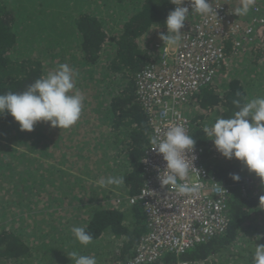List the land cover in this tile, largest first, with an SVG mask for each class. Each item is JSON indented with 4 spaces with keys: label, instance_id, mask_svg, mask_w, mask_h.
<instances>
[{
    "label": "trees",
    "instance_id": "obj_1",
    "mask_svg": "<svg viewBox=\"0 0 264 264\" xmlns=\"http://www.w3.org/2000/svg\"><path fill=\"white\" fill-rule=\"evenodd\" d=\"M92 1L95 0H86L84 4ZM116 1L130 4L129 9H133L131 16L120 27L112 23L111 17L104 18L101 12L91 8L72 19L78 10L73 0H63L62 3L59 0L53 4L52 7H61L49 9L56 13L42 24V35L51 38L50 45L53 48L49 49L50 54H42L43 47L35 53L30 49L24 51L27 44L23 43L24 33L20 27L26 21L22 18V13L12 5L13 0H0V94L23 92L36 79L47 76L58 65L66 63L79 73L73 91L79 90L85 97L79 120L66 130L52 128L50 122H38L34 131L22 132L13 117L7 113L0 115V175L9 183H14L15 188H18L19 181L23 183V187L29 188L26 191L28 213L36 208V204H41L42 208V201L43 205L46 201L50 204L58 201L61 216H65L66 211L71 209V202L80 204L84 199V204L96 205L85 231L93 236V240L108 237L119 253L113 254L114 264H127L147 232L146 218L138 206L124 213L115 208L110 201L115 200L117 192L110 188L117 185L101 186L98 182L101 179L107 181L109 177H123V185L127 186L131 195L138 194L143 186L142 158L151 144L152 129L138 96L137 78L144 69L156 62L157 54L149 48L152 45L149 40H154L155 34L156 39L160 38L161 33L167 34L166 19L176 7L171 0H129L130 3H124L128 0ZM261 1L264 0H254L251 6ZM241 5L237 2L235 7ZM79 9L84 8L81 6ZM100 9H105V6L100 5ZM68 24L74 25L70 45L63 42V39L68 38L63 32ZM39 34L40 32L36 36ZM235 45L232 38L224 41L225 61L215 65L219 77L191 101V107L195 108L197 105L199 109V116L192 117L194 128L197 129L195 139L199 145H209L212 142V138L203 131L205 126L211 127L218 118L234 116L238 109L233 100L239 99L241 103H245L264 97V26L260 27L251 40L243 41L240 49ZM16 49L22 50V53L16 54ZM58 49L63 56H58ZM238 92L240 96L236 95ZM185 113L190 114L186 110ZM108 117L110 124H107ZM100 118L104 119L101 125L109 131L110 140L104 136L97 143L91 141V136L99 129ZM2 129L7 130L6 136L2 135ZM12 131L14 136L11 137L9 134ZM104 142H109L108 146L114 157L99 164L106 157L104 152L107 146H103ZM65 145L68 150L62 153L66 150ZM89 145L93 149L89 150ZM32 152L45 155L43 165L53 161V167L45 169V172L37 167L17 171L18 166L8 160L32 165L39 163L40 167L41 162ZM67 154L68 159L65 157ZM48 158L51 160L47 161ZM91 159L97 162L96 166L93 167L88 162ZM210 167L232 190L229 228L225 234L197 246L182 257L167 254L156 264H178L180 260L204 264L210 256L219 253L224 254V258L233 264H243L246 260L254 259L256 246L261 244V240L257 238L252 226L246 229L244 225L252 217L264 221V205L260 206L259 202L264 189L253 198L243 193L242 188L247 187V178L244 176L242 163L235 158L211 162ZM13 171H16V179ZM43 173L45 179L42 177ZM232 173L239 174L241 180L233 181L230 175ZM6 181L2 183L4 186ZM35 194L39 199L33 201L31 198ZM116 204L119 206L117 201ZM26 216L28 214L25 219ZM76 220L73 219L74 222ZM55 222L58 223L59 220ZM0 228V264H33L37 261L32 245L22 232L23 229L29 230L26 225L18 233L3 225L1 219ZM248 233L254 234L248 240L250 245L254 244V249L247 250V255L241 261L233 258L235 255H231L230 251ZM62 234H65L64 231L60 235ZM60 251H63V245L56 252Z\"/></svg>",
    "mask_w": 264,
    "mask_h": 264
},
{
    "label": "built area",
    "instance_id": "obj_2",
    "mask_svg": "<svg viewBox=\"0 0 264 264\" xmlns=\"http://www.w3.org/2000/svg\"><path fill=\"white\" fill-rule=\"evenodd\" d=\"M193 2L178 0L189 8L181 30V45L174 47L175 53L169 56L166 48L171 46L165 47L160 40V56L137 78L138 94L144 106L160 118L162 128L160 124L155 125L154 136H163L167 128L174 125H182L192 136L191 126L186 121L168 120L181 114L178 109L185 110L195 95L213 82L218 73L215 65L226 58L224 41L227 38L234 39L235 47L240 49L243 41L251 40L264 26L263 6H251L247 15L237 16L234 14L235 5L237 2L242 4L243 0H208L213 11L201 15L192 12ZM151 148L149 144L142 158L144 187L139 194L128 199L130 206L142 208L147 232L127 264H156L167 254L182 257L197 246L225 234L231 222L232 190L208 166L207 158H216L220 154L213 143L207 146L196 144L198 158L194 166L199 173L190 170L188 176L178 183L196 187L197 191L183 195L178 194L172 185H161L158 177L163 176L166 162ZM246 184L242 191L251 198L264 189L259 179H246ZM179 264L201 263L183 261Z\"/></svg>",
    "mask_w": 264,
    "mask_h": 264
},
{
    "label": "clouds",
    "instance_id": "obj_3",
    "mask_svg": "<svg viewBox=\"0 0 264 264\" xmlns=\"http://www.w3.org/2000/svg\"><path fill=\"white\" fill-rule=\"evenodd\" d=\"M172 3L176 5V8L167 16V34H160L165 47L181 45V30L189 14V8L182 6L178 0H172ZM253 3L254 0H243L241 7L236 8L234 14L247 15ZM191 7L193 13L201 15H207L213 11L208 0H194ZM78 76L79 73L70 68L68 64H60L47 76L29 84L23 92L0 94V115L7 113L13 117L22 132L34 131V126L38 122H50L52 128L70 129L79 120L85 99L79 90L73 91L75 79ZM236 95L240 96V93ZM233 104L238 109L233 117L218 118L211 127L205 126L203 131L212 138L210 144L213 143L215 149L224 158L228 160L235 158L240 161L250 174L257 176L254 180L259 178L264 185V97H257L245 103L236 99L233 100ZM191 108V103H189L185 110L192 117L194 113L199 116V111L197 112L196 109L193 112ZM196 132L197 129L193 127L192 136H190L185 127L174 125L168 127L163 136L156 135L151 138V149L161 154L163 161L166 162L163 176L158 177L161 185H172L181 195L197 191L196 187L178 183V180L182 181L188 176L190 170L199 173L194 166V161L198 158L195 155ZM230 175L235 182L241 180L237 173ZM98 183L101 186L105 184L119 186L124 183V179L123 177H109L107 181L101 179ZM135 195H130V197ZM259 202L260 206L264 205V195L260 196ZM247 223L246 221L245 225ZM72 233L82 245H88L93 240V236L82 227H74ZM69 257L75 261V264H97L95 257L78 255L76 252L69 253ZM254 264H264V241L256 246Z\"/></svg>",
    "mask_w": 264,
    "mask_h": 264
},
{
    "label": "rangeland",
    "instance_id": "obj_4",
    "mask_svg": "<svg viewBox=\"0 0 264 264\" xmlns=\"http://www.w3.org/2000/svg\"><path fill=\"white\" fill-rule=\"evenodd\" d=\"M63 0H61L62 3ZM76 2V6L78 8L77 12L72 16V19L76 17L78 14L82 12L81 6L83 8H86L85 5L88 7H93L96 2H100V5H104L105 9H100L98 12H101V15L105 17H111V21L113 24H116L117 27L121 26V23L123 21H126L131 14L133 13V9L131 8L130 4H120L116 0H95L90 3L84 4L86 0H73ZM59 0H13L12 5H14V8H16V11L22 13V18L26 21L21 27L20 30L24 33V41L23 43L27 44L24 47V51H27L28 49L32 50V53H35L40 49V47H43L44 50L42 51V54H50L49 49L53 48L51 43V38H48L46 36H43V28L42 24L44 21L50 17H52L56 11L49 9H56L59 5L53 4L58 3ZM124 3H130V1H126ZM50 4V6H49ZM44 5L46 8L43 9ZM253 6H263L264 7V1H261L258 5ZM27 9H24V8ZM61 6H59L57 9H59ZM43 9V10H42ZM46 9V10H45ZM85 11H88L89 9H83ZM92 10V9H91ZM95 9H93L94 11ZM70 11L75 12L74 10L70 9ZM90 12V11H89ZM69 19V17H67ZM103 20H107L104 19ZM69 21V20H68ZM68 23V22H66ZM74 28V25H66L64 27V33L67 35V39H63V42L66 44H71V40L74 36V32L72 31ZM40 34L36 36V34ZM160 35V34H159ZM20 40H21V32L19 34ZM157 35H154V40H149L151 42V45L149 48H151L157 56H160L161 53V39H156ZM160 41V42H159ZM50 45V46H49ZM48 47V48H47ZM22 49V48H21ZM55 49V48H54ZM168 50L169 56L173 55L175 53V48L173 46L166 48ZM16 54H21L22 50H15ZM57 53L58 56H63L64 54H61V50L58 49ZM77 70V69H76ZM94 73V72H92ZM241 73V71H240ZM219 77V73L217 78ZM251 78L253 75L251 74ZM114 78V77H113ZM116 80V78H114ZM217 80V79H216ZM246 79L244 78V81ZM113 82L114 80L111 79ZM110 82V83H112ZM199 111L197 105L195 108H191V111L196 110ZM184 113L185 110L183 109ZM190 111V112H191ZM194 112V111H193ZM186 114V113H185ZM194 117H197L198 114L194 113ZM189 118L193 119L190 114L187 115ZM43 124V122H40ZM6 129H2V135L6 136L8 133H6ZM14 136V131L10 132L9 136ZM8 138L5 137V141L8 142ZM3 140V139H2ZM4 141V140H3ZM11 144L13 142L11 141ZM18 149H20L19 146H17ZM32 155L41 162V166H39V163H35L34 165L30 163H21L12 159L14 165L18 166L17 171H23L25 168H39L44 170L49 169L53 167L51 164L53 161H51L50 164H44L45 162V155H40L38 152H32ZM27 156L30 157V155L27 154ZM6 160V159H5ZM47 161L51 160L50 158L46 159ZM46 166V168H45ZM1 169V166H0ZM244 170V176L247 179H257V176L255 174H250L248 170L243 166ZM14 178L16 179V171H13ZM45 179V175L43 173V176ZM7 180V179H6ZM1 175H0V220L3 219V225H5L7 228L12 229L14 232H18L22 230V227L26 225L29 230L23 229L22 232L24 233L26 239L28 242L32 245V250L34 251L35 255H37V261H35L33 264H75V261L72 260L69 257V253L76 252L78 255L83 256H89V257H95L97 264H114L115 258L113 256L114 252L116 254H119L116 252L117 248L113 247L114 244L113 241H110L108 237H103L99 240H93L88 245H82L80 244L76 238L74 237L72 233V229L74 227H82L86 228L90 221L92 220V214L93 210L96 209V205L94 204H84V199L81 200L80 204H73L70 203L71 209L66 211L65 216H61L59 214V205L58 201H53L52 204L46 201V203L43 205L42 201V208L41 204H36V208H33L31 212H27V201L28 196L26 194V191L29 190V188L23 187V183L21 181L18 182V188L14 187V183H9V181H6ZM5 182V186L2 184ZM16 180H14L15 182ZM116 198L115 200H111L110 204H113L115 208L118 210L124 212H128L132 206L128 204V199L130 197V192L126 185H119L116 186ZM20 190V192H18ZM46 197V196H45ZM39 198L35 195L31 198V200L35 201ZM65 201V200H64ZM118 202L119 206L116 204ZM66 208V207H63ZM26 219H25V215ZM76 218L77 220L74 222L73 219ZM59 220L58 223H56V220ZM247 224L245 225L246 229L250 226L253 227V229L256 231L257 238L261 241H264V221H260L258 218H250L247 220ZM1 229V228H0ZM64 231L65 234L60 235ZM60 235V236H58ZM254 236V234H249L242 238V240L239 241L238 244L234 246V250L230 251L233 258L236 257V259H239L241 261V258L247 255V250L250 248L252 249L254 246L253 243L248 241ZM63 245V251L56 252L59 247H62ZM254 249V248H253ZM192 251V250H191ZM218 257V255H217ZM227 259V258H226ZM254 261V259H249L244 261L243 264H251ZM218 264H221L218 263ZM233 264V263H230ZM234 264H242L240 262H236Z\"/></svg>",
    "mask_w": 264,
    "mask_h": 264
},
{
    "label": "crops",
    "instance_id": "obj_5",
    "mask_svg": "<svg viewBox=\"0 0 264 264\" xmlns=\"http://www.w3.org/2000/svg\"><path fill=\"white\" fill-rule=\"evenodd\" d=\"M63 2V1H62ZM97 3V4H96ZM95 4V6H93L92 8L91 7H88L87 5H85V7L86 8H84V9H95L94 11H99L100 10V2L98 1V2H96ZM50 5V4H49ZM43 6V9L44 8H46L44 5H42ZM59 6H57L56 7V9L58 8ZM62 8H63V6H62ZM68 9V8H67ZM83 12H86L85 10H83L82 9V12L81 13H83ZM92 15H93V13H91ZM95 15H96V13H95ZM103 120L104 119H102V118H100L99 119V129H97L94 133H93V135L91 136V141L93 140V141H96L97 143L104 137V136H106V139L107 140H110V136H109V131H106L104 128H103V126L101 125V124H103ZM107 124H110V117H108L107 118ZM103 132H102V131ZM106 133H107V135H106ZM109 145V142H104V144H103V146L104 147H106L107 146V149L105 150V152H104V155L106 156L105 158H103L102 160H100V162H99V164H101V163H103V162H105V161H110L114 156H113V153H112V149H111V147L110 146H108ZM113 146L114 147H116V145L113 143ZM113 147V148H114ZM64 149H66L64 152H62V153H66L67 152V150H68V147H67V145H65L64 146ZM63 149V150H64ZM86 149V148H85ZM90 149H93V147L91 146V145H89V150ZM62 150V151H63ZM81 154H82V152H81ZM63 155V154H62ZM65 157H66V159H68V154L67 155H65ZM70 162H71V160H70ZM93 167L94 166H96L97 165V162L96 161H94L93 159H91V160H89L88 161ZM211 168V167H210ZM111 190H113V191H115L116 192V188L115 187H113V188H110ZM217 255H218V257H217ZM217 255H212V256H210L208 259H206L204 262V264H218V263H220L221 262V264H230V262H229V260L228 259H226V258H224V254H221V253H219V254H217ZM223 258V259H222ZM179 262H183V260H180ZM179 262H178V264H179Z\"/></svg>",
    "mask_w": 264,
    "mask_h": 264
},
{
    "label": "bare ground",
    "instance_id": "obj_6",
    "mask_svg": "<svg viewBox=\"0 0 264 264\" xmlns=\"http://www.w3.org/2000/svg\"><path fill=\"white\" fill-rule=\"evenodd\" d=\"M219 73V72H218ZM218 73L216 74V76H215V78H214V80H213V82H215L216 81V79H217V76H218ZM212 82V83H213ZM210 86V85H209ZM137 90H138V87H137ZM138 96H139V98H140V100L142 101V105H143V107H144V109H145V111H146V113H147V115H148V119H149V123H150V126H151V129H152V137L154 136V131H153V127L155 126V125H158V124H160V127H161V123H159L160 122V118L157 116V114L155 113V112H150L149 111V109L148 108H146L145 106H144V103H143V99H142V97L138 94ZM179 110V112L181 113V114H176V115H173L172 117H171V119H169L168 121H186V123H188L190 126H191V128L190 129H192V127H195L194 126V124H193V121H192V119L191 118H189L188 116H187V114H185L184 113V111H183V109H178ZM164 124H166V123H164ZM162 128V127H161ZM144 182H145V180H144ZM144 182H143V186H142V188H141V190H140V192L142 191V189H143V187H144ZM247 186V184L245 185V187ZM139 192V193H140ZM138 193V194H139ZM251 264H254V261L251 263Z\"/></svg>",
    "mask_w": 264,
    "mask_h": 264
},
{
    "label": "water",
    "instance_id": "obj_7",
    "mask_svg": "<svg viewBox=\"0 0 264 264\" xmlns=\"http://www.w3.org/2000/svg\"><path fill=\"white\" fill-rule=\"evenodd\" d=\"M208 156V155H207ZM218 156V157H217ZM216 158H212L211 159V157L209 156L208 158H207V161H208V163H209V167H210V163L211 162H222V161H224V160H226V158H224L221 154H218V155H216L215 156Z\"/></svg>",
    "mask_w": 264,
    "mask_h": 264
}]
</instances>
